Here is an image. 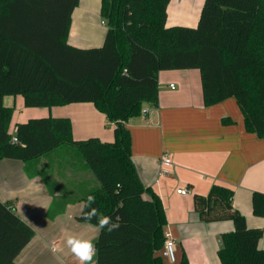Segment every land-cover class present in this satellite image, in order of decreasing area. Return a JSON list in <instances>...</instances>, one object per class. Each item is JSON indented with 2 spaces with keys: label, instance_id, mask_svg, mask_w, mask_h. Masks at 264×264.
Returning <instances> with one entry per match:
<instances>
[{
  "label": "trees",
  "instance_id": "trees-1",
  "mask_svg": "<svg viewBox=\"0 0 264 264\" xmlns=\"http://www.w3.org/2000/svg\"><path fill=\"white\" fill-rule=\"evenodd\" d=\"M169 1L102 0L104 43L81 48L68 41L80 0H0V161L32 163L75 148L97 180L81 200L94 195L93 207L121 218L118 230L99 232L96 264H164L166 210L140 178L127 125L144 103L158 104L160 71L199 69L205 103L236 98L247 130L264 138V0H205L196 26L169 25ZM18 94L29 107L92 102L115 125V138L75 139L69 117L47 116L17 123L14 141V108L4 97ZM252 202L264 217V192L254 191ZM194 208L202 221H234L221 235L222 264H264L263 229L248 227L232 188L214 184L195 194ZM34 235L16 203L0 200V264H18ZM181 264H189L186 255Z\"/></svg>",
  "mask_w": 264,
  "mask_h": 264
},
{
  "label": "crops",
  "instance_id": "crops-1",
  "mask_svg": "<svg viewBox=\"0 0 264 264\" xmlns=\"http://www.w3.org/2000/svg\"><path fill=\"white\" fill-rule=\"evenodd\" d=\"M101 5L102 0H80L72 13L70 44L89 48L104 43L108 27ZM158 84V104L144 103L142 113L131 117L127 125L132 160L143 183L161 197L167 217L165 233L175 241L176 260L164 257V264H181L184 255L189 264H222L221 235L235 229L234 221H202L194 208L195 194H208L214 184L234 190V206L248 227L263 229L258 244L264 249V217L254 214L252 202L254 191L264 192V138L247 130L236 98L205 103L199 69L162 70ZM4 103L14 108L10 123L14 137L17 123L54 116L71 119L75 139L115 138V125L92 102L29 107L18 94L6 95ZM72 151L63 146L32 163L0 161V200L14 201L18 214L35 230L17 256L18 264H80L66 246V235L90 239L93 244L99 235L95 224L78 220L81 198L97 180L85 167L64 158ZM164 153L170 154L173 164L171 174L160 176ZM183 188L186 194L178 192ZM53 247L59 251L53 252Z\"/></svg>",
  "mask_w": 264,
  "mask_h": 264
},
{
  "label": "clouds",
  "instance_id": "clouds-1",
  "mask_svg": "<svg viewBox=\"0 0 264 264\" xmlns=\"http://www.w3.org/2000/svg\"><path fill=\"white\" fill-rule=\"evenodd\" d=\"M95 203L96 197L94 195H88L86 200L81 202L80 208L83 212L82 218L89 223L95 220L96 224L94 227L97 231L106 230L108 233H111L118 230L121 226V218L116 216V222H113L111 216L103 215L98 207H93ZM84 209H88V211H84ZM66 246L70 249L71 253L77 258L80 264H95L94 257L97 255V249L90 239L67 234ZM52 251L57 252L59 250L53 247Z\"/></svg>",
  "mask_w": 264,
  "mask_h": 264
},
{
  "label": "rangeland",
  "instance_id": "rangeland-1",
  "mask_svg": "<svg viewBox=\"0 0 264 264\" xmlns=\"http://www.w3.org/2000/svg\"><path fill=\"white\" fill-rule=\"evenodd\" d=\"M204 1L205 0H170L168 4V24L196 26L200 18ZM103 23H105L104 20ZM68 147L73 151L68 155H65L64 158H67V160L69 161H76L77 163H79L80 167L83 166L87 169L88 172H91L86 167L85 162L79 156L75 148L71 146Z\"/></svg>",
  "mask_w": 264,
  "mask_h": 264
},
{
  "label": "built area",
  "instance_id": "built-area-1",
  "mask_svg": "<svg viewBox=\"0 0 264 264\" xmlns=\"http://www.w3.org/2000/svg\"><path fill=\"white\" fill-rule=\"evenodd\" d=\"M171 86L174 87V84H172ZM13 139H14V141L17 140L16 137H13ZM172 164L173 163H172V158H171L170 154L164 153L162 155V157L160 158L158 174L160 176H166V175L171 174L169 166H171ZM187 191L188 190L186 188L178 190V192L181 194H186ZM162 255H163V257H165L171 261L176 260L175 241L170 236V233H166V240H165V244H164V247L162 250Z\"/></svg>",
  "mask_w": 264,
  "mask_h": 264
}]
</instances>
